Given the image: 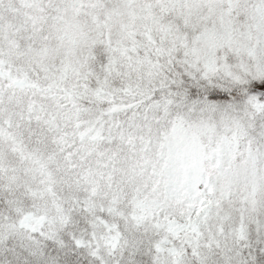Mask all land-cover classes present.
I'll return each mask as SVG.
<instances>
[{
  "label": "snow or ice",
  "instance_id": "obj_1",
  "mask_svg": "<svg viewBox=\"0 0 264 264\" xmlns=\"http://www.w3.org/2000/svg\"><path fill=\"white\" fill-rule=\"evenodd\" d=\"M0 264H264V0H0Z\"/></svg>",
  "mask_w": 264,
  "mask_h": 264
}]
</instances>
